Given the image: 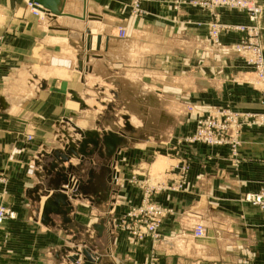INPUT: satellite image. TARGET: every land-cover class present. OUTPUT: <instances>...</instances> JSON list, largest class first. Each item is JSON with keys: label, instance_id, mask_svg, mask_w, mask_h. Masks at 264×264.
Segmentation results:
<instances>
[{"label": "crops", "instance_id": "0c3cea01", "mask_svg": "<svg viewBox=\"0 0 264 264\" xmlns=\"http://www.w3.org/2000/svg\"><path fill=\"white\" fill-rule=\"evenodd\" d=\"M130 1L65 0L66 15L52 17L33 13L28 0H0V174L8 179L0 201L18 214L0 228V264H72L65 248L84 244L98 264H264V211L243 200L264 185V126L244 130L235 156L227 147L177 144L195 127L184 106L264 111L251 67L232 51L210 48L214 16L201 5L150 0L142 4L147 13L134 17ZM257 2L264 48V0ZM216 19L248 22L226 7ZM242 35L230 30L221 41L228 47ZM65 118L84 130H115L124 120L135 128L119 135L125 145L115 158L95 154L80 166L72 157L70 174L84 186L70 198V221L57 214L42 220L54 187L66 188L49 168L56 159L43 155L62 147L65 131L74 135ZM184 163L186 191L155 197L171 210L160 238L136 242L120 219L141 204V181L157 172L172 182ZM197 223L206 227L202 238L194 236Z\"/></svg>", "mask_w": 264, "mask_h": 264}, {"label": "rangeland", "instance_id": "374dc122", "mask_svg": "<svg viewBox=\"0 0 264 264\" xmlns=\"http://www.w3.org/2000/svg\"><path fill=\"white\" fill-rule=\"evenodd\" d=\"M133 1H135V0H131L129 2V14H130V16H134V17L137 16L138 17V16H142L145 13H147L146 10L143 8L142 4L144 2L150 1V0H141L140 1L141 11H137V12H135L134 9L132 8ZM206 1L207 0H190L191 3L201 5L202 7L206 8L214 16L213 19H211L207 22L208 33H209V36L211 39L210 48L213 51L229 50V51H232V52L242 56L245 59L247 65L249 67H251V69L254 73V75H253L254 77H253V79L250 80V82H252V84L260 86L259 90L262 92L263 97H264V68H263V66H264V64H263L264 63V48H263L262 42L260 41V39H261V36H260L261 27L259 25V19L261 18L263 8L258 4L257 0H255L257 6L261 8V11L259 12L257 19L252 20L250 17V14L243 9L236 8V7H229V6H221V7L218 6L217 7L215 5L209 7L205 3ZM27 3H28V6L33 11V13H35L39 16H43L46 13V12H43V11L39 10L38 8L34 7V5L29 2V0ZM180 3H181L180 1H177L176 4L174 5L176 10H178ZM222 7L240 10L241 12H243L247 16L248 22L246 24H226V23L224 24V23L219 22L216 19V13H217V10L219 8H222ZM34 9L37 11V13L35 12ZM93 16H96V15H93ZM3 20H4V12L0 8V23L3 22ZM170 20H172L174 22H178V17L174 16ZM243 25H246L250 29L251 28L252 29L249 30L247 33L246 31H243L239 28L240 26H243ZM122 29L124 30V33H123ZM230 30L240 31L243 33V35L240 37V40L238 42L232 44L231 46L225 47L221 41V36L223 33L230 31ZM118 33H119V36H121L122 38L125 37L127 35L126 26H120L118 28ZM246 41H250V44L253 47L258 46V52L254 49H251V48H246L243 50L237 49V47L241 46V45H250V44H243ZM88 45H89V49H91L92 45L90 42L88 43ZM0 47H1V43H0ZM107 107H108V105H107ZM183 112L184 113L186 112L187 114L192 115L194 122H195V127H194L193 131H191L190 133H187L186 135L181 136L177 140L178 141L177 144L188 143V144H201V145H206V146H210V147H227L230 149V151L232 152V154L234 156L237 154L238 150L240 149V147L243 144V132H244V130L246 128L264 126V111L263 112H254V111H250V110L234 109L231 107L200 108V107H195V106H184ZM64 121H66V120H64ZM67 124H70L73 128V133L75 136L73 134H70L68 131H66L69 133V135L72 137V139L76 140V138H80V135L75 133V131H74L75 129L72 125L73 123L68 122ZM136 125H138V124H136ZM132 126H133V124L131 122H127L126 120H124V122H122L120 124V126H118L117 129H115V130L113 128H109V129L100 128V131L112 129L113 131L117 132V134H120L123 136L124 130L135 128L134 126L133 127ZM146 128H147V126H146ZM154 129H156L155 123L149 124V130L153 131ZM145 131H147V130H145ZM145 131H142V132H145ZM64 137H65V138H63L64 143H62V147L60 148L61 150H64V144L68 142V140L65 136V132H64ZM27 138L29 140H32L33 135L28 134ZM222 140H224V141H222ZM51 153H52V151L48 154L44 153L43 155H46V157H50L53 160L55 157H53L51 155ZM97 155L98 154H96V156ZM86 162L87 161L81 163L80 166ZM66 163H68V162H66ZM69 163H70V161H69ZM64 165H65V163H64ZM175 167L178 170V175H177L176 179L172 182H168V180H166L165 178H162L160 176V174L158 175L157 172H154L151 174L148 173V175L141 181L142 185H143V198H142L141 204L131 207L120 219V223H121L123 229L126 230L136 242L142 241L146 238H151L152 240L156 241L160 238V232L158 230L159 234L157 237L146 236L142 239L136 238L129 228L133 224V221L131 219H128V218H132V217L128 216V213H130L134 209L138 210L141 207H144V206L149 205V204L150 205L153 204V205L158 206L164 212L165 215L162 218V221H163L165 216L167 214H169L171 212V210L168 208H165L164 206L159 204L155 197L164 191H170V192L171 191L172 192L186 191V185H187V179H188V173L190 170V166L188 163H184L182 165H176ZM49 168L51 169L50 166H49ZM70 175H72L70 178L71 182H72V186H69L67 184H63V186L66 187V188H64V189H66V191H64V192H67L69 189L71 190V193L69 195L73 194V191L75 190L74 183L76 181H78V182L80 181V178L78 176H76V174L73 173ZM116 180H117V178H116ZM132 181L138 182V179L135 175L132 177ZM7 182H8L7 177L2 176L0 174V183L5 185ZM161 186H165V188H161ZM261 190H264V185L259 191L253 192V193H248V194H255V193L260 192ZM79 194H80V192H79ZM248 194L244 195L243 200L254 205L253 203H251L250 201H248L246 199V196ZM0 205H3L7 208L14 210L17 214V211L14 208H12L11 206L4 204L1 201H0ZM254 206H257V205H254ZM257 207L260 210L264 211V209H262L261 207H259V206H257ZM42 216H43V214H42ZM17 217H18V214H17ZM17 217L14 219H9L5 223H3L0 226V228H2L7 222L17 219ZM42 220H43V217H42ZM198 224H201V223H197L194 226L193 233H194V236L196 238H202L206 235V227L204 226L205 227V234L203 236H196L195 235V228ZM159 229H160V227H159ZM75 247H78V246H75ZM84 247L89 249L90 252L93 254V252L91 251V249L88 246H85V244H84V246H82L81 248H84ZM78 248L80 249V247H78ZM70 251H72V250H70ZM74 253L75 252L73 251V254ZM95 256H96V258H99V256H97V255H95Z\"/></svg>", "mask_w": 264, "mask_h": 264}, {"label": "water", "instance_id": "95a60500", "mask_svg": "<svg viewBox=\"0 0 264 264\" xmlns=\"http://www.w3.org/2000/svg\"><path fill=\"white\" fill-rule=\"evenodd\" d=\"M34 7L39 10L46 12L49 16L56 17L59 15H66L64 12L65 0H29ZM89 48V45H88ZM75 100L80 103L83 102L81 98L76 95L75 91H71ZM69 122L68 118H65ZM75 133L80 135V138L73 140L68 132L65 131V136L68 140L64 144V150L55 149L52 151L51 155L56 158V161L51 164V169L56 171L57 175L62 178L63 184L72 186L71 176H68L72 170L76 169L73 164L69 161L72 157H76L80 160V163L91 160V157L98 154L101 158L112 159L117 156L118 150L125 145L124 139L119 137L120 134L110 130H84L76 125L72 124ZM122 136V135H121ZM105 147V152L102 151V147ZM68 162V166L64 163ZM75 190L73 194L68 195L64 191L62 186H55V191L53 192L49 201H47L43 208V220L49 217L51 214L63 215L65 221L69 222L67 215L72 210V205L70 198L75 199L78 197L79 192L83 189V182L80 180L74 183ZM59 191V192H58ZM63 191V192H60ZM62 204V205H61ZM49 220H52L51 218ZM65 250H72L75 253L69 257L72 264H79L78 260L80 256H83L82 263L80 264H98L99 258H96L95 254H92L87 248H70L66 247Z\"/></svg>", "mask_w": 264, "mask_h": 264}, {"label": "built area", "instance_id": "2783aa9c", "mask_svg": "<svg viewBox=\"0 0 264 264\" xmlns=\"http://www.w3.org/2000/svg\"><path fill=\"white\" fill-rule=\"evenodd\" d=\"M140 1L141 0L133 1L132 8L134 9L135 12L141 11ZM205 3L209 7L215 5L217 7L229 6V7H236L243 9L250 14L252 20H256L259 12L261 11V8L257 6L255 0H207ZM35 12L37 13L36 10ZM239 28L243 31H246L247 33L249 30L252 29V28L250 29L246 25L240 26ZM122 31L124 33L123 29ZM243 44H250V41H246ZM246 48H251L258 52V46L253 47L251 44L241 45L237 47V49H241V50ZM161 188H165V186H161ZM246 199L251 203H253L254 205H257L262 209H264V190H261L260 192L255 194H248L246 196ZM164 215H165L164 212L158 206L153 204L146 205L138 210L134 209L130 213H128V216L132 217L128 219H131L133 221V224L129 228L133 233V235L138 239H142L146 236L157 237L159 234L158 230ZM16 217L17 214L14 210L7 208L3 205H0V226L9 219H14ZM204 234H205L204 225L198 224L195 228V235L203 236Z\"/></svg>", "mask_w": 264, "mask_h": 264}]
</instances>
